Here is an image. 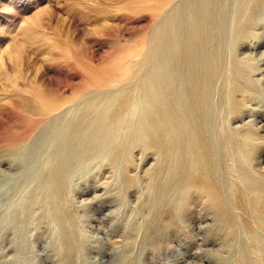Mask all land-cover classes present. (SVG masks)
Masks as SVG:
<instances>
[{
	"label": "rangeland",
	"instance_id": "1",
	"mask_svg": "<svg viewBox=\"0 0 264 264\" xmlns=\"http://www.w3.org/2000/svg\"><path fill=\"white\" fill-rule=\"evenodd\" d=\"M0 264H264V0H0Z\"/></svg>",
	"mask_w": 264,
	"mask_h": 264
}]
</instances>
